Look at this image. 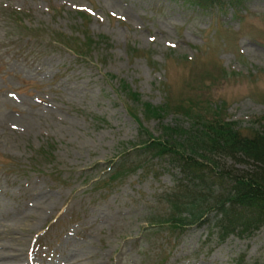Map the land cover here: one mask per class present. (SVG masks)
<instances>
[{"label":"rangeland","instance_id":"374dc122","mask_svg":"<svg viewBox=\"0 0 264 264\" xmlns=\"http://www.w3.org/2000/svg\"><path fill=\"white\" fill-rule=\"evenodd\" d=\"M84 33L102 38L76 56L67 44ZM121 79L156 105L166 95L221 101L247 131L264 114V0H242L236 12L187 0H0V225L14 229L0 235V252L8 264H58L59 254L83 264H264V223L220 238L212 213L176 230L159 221L179 169L140 148L120 159L138 138ZM177 119L187 124L173 113L141 121L158 136ZM116 162L129 170L109 179ZM214 163L206 175H222L211 185L218 190L257 165L224 154ZM38 205L48 208L41 218ZM22 213L33 217L14 222Z\"/></svg>","mask_w":264,"mask_h":264},{"label":"trees","instance_id":"16d2710c","mask_svg":"<svg viewBox=\"0 0 264 264\" xmlns=\"http://www.w3.org/2000/svg\"><path fill=\"white\" fill-rule=\"evenodd\" d=\"M202 10L210 8H231L238 10L242 0H187ZM83 17L89 15L82 10H76ZM102 34L96 39L84 33L83 38L72 36L67 44L76 56L82 57L92 50L93 43H97ZM219 73L226 74L224 68ZM214 79V76H209ZM120 91L132 105H139L140 109L128 106L129 113L137 120L138 138L129 140L122 148V157L130 148H140L151 156L170 157L179 169V176L174 177V186L165 194L168 215L161 220L169 221L173 230L185 225L198 224L207 219L212 213V225L223 238L236 229L253 228L264 223V114L251 119L242 131L238 122L225 116L224 103L208 101L199 96H185L178 100H171L166 95L161 104H152L140 100L138 93L131 90L121 79ZM126 101V102H127ZM140 113L137 116L136 113ZM164 113H173L187 122L183 125L175 120L173 124H162L158 136H153L142 125V119H161ZM224 154L231 158L243 157L251 159L257 165L250 171L233 175L227 187L218 190L212 184L221 186L222 175H206V163H214V158ZM129 167L115 166L109 179L126 173ZM212 178V179H211ZM160 219V218H159ZM150 224L152 223V221ZM154 222V221H153Z\"/></svg>","mask_w":264,"mask_h":264},{"label":"bare ground","instance_id":"6f19581e","mask_svg":"<svg viewBox=\"0 0 264 264\" xmlns=\"http://www.w3.org/2000/svg\"><path fill=\"white\" fill-rule=\"evenodd\" d=\"M32 206L33 204L31 205V208L29 211H31L32 209ZM35 211H36V217L37 218H41L43 217L44 215H46V213H48V208L45 207V206H42V205H38L36 207H34ZM29 211H26V212H29ZM33 215L31 214H21V216H18V219L14 220V222L18 221V220H21L22 223H24V221H27L29 220L30 218H32ZM13 227L10 226V225H0V235L3 233H11L13 231ZM6 257H7V253H5L4 251H1L0 252V264H8L7 260H6ZM58 262V264H83L79 259V260H76L74 258H71V256L69 255H62V254H59L56 256L55 258ZM75 260V262H74Z\"/></svg>","mask_w":264,"mask_h":264}]
</instances>
